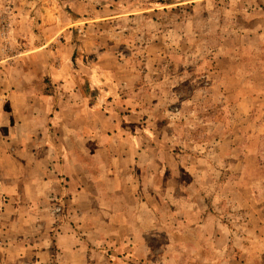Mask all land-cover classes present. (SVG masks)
I'll use <instances>...</instances> for the list:
<instances>
[{
  "label": "rangeland",
  "instance_id": "obj_1",
  "mask_svg": "<svg viewBox=\"0 0 264 264\" xmlns=\"http://www.w3.org/2000/svg\"><path fill=\"white\" fill-rule=\"evenodd\" d=\"M3 130L0 264H264V0H0Z\"/></svg>",
  "mask_w": 264,
  "mask_h": 264
},
{
  "label": "crops",
  "instance_id": "obj_2",
  "mask_svg": "<svg viewBox=\"0 0 264 264\" xmlns=\"http://www.w3.org/2000/svg\"><path fill=\"white\" fill-rule=\"evenodd\" d=\"M6 96H8V95H6ZM10 98L11 97H9L7 99H3L2 101L9 105V102L11 100ZM18 120H17V122H18ZM18 124L22 125L23 122H21V123L18 122ZM25 129H27V132L24 131L23 136H27V135H28V137H34L35 136L34 130L32 128H30L29 124L26 125ZM19 141L20 140H17V141L14 140V137L12 136V134L10 132H8V131L4 132V130L0 131V176L2 175L4 169L7 170V169L11 168L9 162H11L13 159H15L18 162L21 161L20 157H18L20 155L19 152L24 153V152H26L25 150L28 149L27 150V152H29L28 163L33 164L35 162V159H33V155H32L34 153V152H32L33 147L30 146L27 142L21 143ZM21 147H23V148H21ZM42 149H45V148L43 147V148H41V150ZM38 153H39V151L37 152V154ZM12 155H15V156H12ZM38 159H41V158H38ZM22 161H24V160H22ZM24 162H26V161H24ZM17 169H18L17 175H19V173H20L19 167ZM8 176H13V174L8 172Z\"/></svg>",
  "mask_w": 264,
  "mask_h": 264
}]
</instances>
